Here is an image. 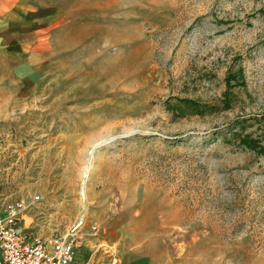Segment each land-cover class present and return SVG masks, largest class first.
Returning <instances> with one entry per match:
<instances>
[{"label": "rangeland", "instance_id": "obj_1", "mask_svg": "<svg viewBox=\"0 0 264 264\" xmlns=\"http://www.w3.org/2000/svg\"><path fill=\"white\" fill-rule=\"evenodd\" d=\"M56 1L62 49L0 112L24 233L82 215L84 264H264V0Z\"/></svg>", "mask_w": 264, "mask_h": 264}, {"label": "crops", "instance_id": "obj_2", "mask_svg": "<svg viewBox=\"0 0 264 264\" xmlns=\"http://www.w3.org/2000/svg\"><path fill=\"white\" fill-rule=\"evenodd\" d=\"M59 10L56 0H0V112L55 62L67 21ZM135 256L125 264H147V251Z\"/></svg>", "mask_w": 264, "mask_h": 264}, {"label": "built area", "instance_id": "obj_3", "mask_svg": "<svg viewBox=\"0 0 264 264\" xmlns=\"http://www.w3.org/2000/svg\"><path fill=\"white\" fill-rule=\"evenodd\" d=\"M37 198L38 194L32 197ZM27 208L24 199L5 202L0 198V264H84L79 259L85 238L82 215L65 233L33 236L20 227ZM90 227L96 232L99 224L93 221Z\"/></svg>", "mask_w": 264, "mask_h": 264}, {"label": "trees", "instance_id": "obj_4", "mask_svg": "<svg viewBox=\"0 0 264 264\" xmlns=\"http://www.w3.org/2000/svg\"><path fill=\"white\" fill-rule=\"evenodd\" d=\"M229 81V79L227 80ZM183 101L189 102V103H193L194 105H197V102L193 99L190 98H185L183 99ZM238 141L240 143H242L245 147L249 148V149H253L255 151H262L261 150V145H260V141H257V138H252V137H248L247 135H239L238 136ZM258 151V152H260Z\"/></svg>", "mask_w": 264, "mask_h": 264}, {"label": "bare ground", "instance_id": "obj_5", "mask_svg": "<svg viewBox=\"0 0 264 264\" xmlns=\"http://www.w3.org/2000/svg\"><path fill=\"white\" fill-rule=\"evenodd\" d=\"M96 145H94V146H92L91 148H90V150H89V152H88V155H87V158H86V162H85V175L88 173V171H89V167H90V156L92 155V151H93V148L95 147ZM95 150V149H94ZM86 180V176H85V178L82 180V181H85ZM84 189H85V187H84V184H82L81 185V193H83L84 192Z\"/></svg>", "mask_w": 264, "mask_h": 264}]
</instances>
